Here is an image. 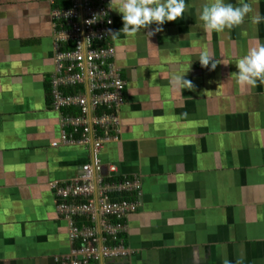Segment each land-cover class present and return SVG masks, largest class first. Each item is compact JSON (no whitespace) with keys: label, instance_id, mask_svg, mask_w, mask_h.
<instances>
[{"label":"crops","instance_id":"0c3cea01","mask_svg":"<svg viewBox=\"0 0 264 264\" xmlns=\"http://www.w3.org/2000/svg\"><path fill=\"white\" fill-rule=\"evenodd\" d=\"M185 2L161 31L148 36L153 24L112 39L123 102L115 138L94 155L140 188L125 218L128 254L89 264H264V83L241 86L235 76L238 60L264 44V19H251L264 17V0H244L253 6L244 23L210 34L197 18L206 0ZM55 9L46 0H0V264H61L78 247L50 183L77 176L93 152L61 142L48 89ZM112 20L119 33L113 9ZM202 52L221 63L201 67ZM184 72L195 87L179 92L172 77Z\"/></svg>","mask_w":264,"mask_h":264},{"label":"built area","instance_id":"2783aa9c","mask_svg":"<svg viewBox=\"0 0 264 264\" xmlns=\"http://www.w3.org/2000/svg\"><path fill=\"white\" fill-rule=\"evenodd\" d=\"M46 1L53 6L58 1L69 2V8L55 9L52 14L55 66L50 81L52 106L60 113L61 142L89 145L93 152L77 176L50 183L56 211L68 222V239L78 243L61 264L125 256L129 252L122 240L125 218L137 210L139 181L135 176L114 180V166H103L94 155L103 143L115 138L111 132L115 133L125 86L114 65L110 0ZM99 108L102 111L96 114ZM69 109H77L78 114ZM65 127L77 133L78 139H68ZM112 194L118 197L111 199ZM121 194L134 196L127 200ZM76 218L81 221L79 226Z\"/></svg>","mask_w":264,"mask_h":264},{"label":"clouds","instance_id":"9594fccd","mask_svg":"<svg viewBox=\"0 0 264 264\" xmlns=\"http://www.w3.org/2000/svg\"><path fill=\"white\" fill-rule=\"evenodd\" d=\"M185 0H110V8L121 14L123 27L119 33H111L113 38L123 33L125 36H134L150 25H157L148 32L151 36L161 31L159 25L175 21L182 17L187 10ZM253 12L252 4L241 0L239 6L226 3L225 0H206L198 12V20L206 33L224 32L244 23L245 17ZM252 23L259 24L264 17L256 11L252 16ZM111 32V30H109ZM201 67L214 70L218 62L209 52H202L198 58ZM238 72L235 74L241 86H256L257 81L264 83V44L249 49L246 55L235 64ZM182 75L172 77L173 86L177 91L181 89L193 90L192 81L183 79ZM227 264V261H225Z\"/></svg>","mask_w":264,"mask_h":264},{"label":"trees","instance_id":"16d2710c","mask_svg":"<svg viewBox=\"0 0 264 264\" xmlns=\"http://www.w3.org/2000/svg\"><path fill=\"white\" fill-rule=\"evenodd\" d=\"M56 6L59 8V9H67V8H69V2H67V1H58L57 3H56ZM51 85V83L48 85V89H49V86ZM75 91V89H71V90H69V92H74ZM102 108H99L95 113L96 114H99V113H101V110ZM102 132V131H101ZM101 132H99V133H101ZM118 177H114V180L115 179H117ZM131 195V196H130ZM116 197H118V195H116V194H112L111 195V199H116ZM121 198H123V199H127V200H131L132 198H133V196H132V194H121ZM76 220H77V222H78V224L80 225V219H78V218H76ZM83 223H84V221H83ZM114 244V243H113ZM77 245H78V243H77Z\"/></svg>","mask_w":264,"mask_h":264}]
</instances>
